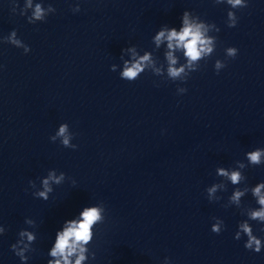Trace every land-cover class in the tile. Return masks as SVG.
Returning a JSON list of instances; mask_svg holds the SVG:
<instances>
[{
    "label": "clouds",
    "instance_id": "obj_1",
    "mask_svg": "<svg viewBox=\"0 0 264 264\" xmlns=\"http://www.w3.org/2000/svg\"><path fill=\"white\" fill-rule=\"evenodd\" d=\"M215 3H227L232 9L247 7L245 0H215ZM25 10L32 9L30 16H27L28 23L35 24L37 21L44 22L48 13H54L56 9L52 4H48L47 8L43 6V0L41 3H36L33 5V0H25L24 5ZM73 12H79V4H76L72 8ZM26 15V11L21 13ZM228 17V27H235L237 24L236 14L232 11L227 13ZM183 26L177 31L175 28L167 29L164 28L160 30L155 36V43L157 46L161 44L162 41H167L166 59L168 62L167 74L172 80L181 79L182 76H186V68L190 69L192 72L198 70L195 65L202 58L210 56L215 48L214 38L207 35L208 26L204 23H196L189 19L188 12L182 14ZM216 32L220 29L213 23L211 25ZM7 42L17 48H23L24 53L30 52L29 46L24 44L21 39L17 38V33L15 30L6 38ZM177 49H182L184 56L187 58V64L176 67L177 58L174 55V51ZM122 51H126L131 54V60L124 61L123 71L120 73V78L127 81H135L139 79L140 74L145 70L146 67L153 64L150 54L145 53L144 55H138L135 47H129ZM238 49L235 47L226 48V54L230 58H235L237 56ZM226 67L225 62L221 60H216L214 68L219 74V71ZM116 70V65H111V71ZM154 71L159 74L161 69L154 68ZM179 91L185 93L186 88H179ZM74 138V133L70 130L67 123H61L54 135L50 136L49 139L52 142L60 141L61 145L65 148H71L75 150L78 145L73 144L71 141ZM246 158L252 166H258L264 164V148H257L256 150L249 151L246 153ZM238 163V168L243 169L246 167L245 164L241 162ZM218 175L227 178L233 185H238L241 181L246 178L242 175L240 170H226L224 168L217 169ZM65 178V173L60 172L57 176L54 170H49L47 176L41 178V184L43 187L42 191L32 193L34 197L42 198L44 200L48 199L49 193L53 191L51 183L59 185ZM29 186L34 187L35 181L30 180ZM75 180L74 183L75 184ZM220 185H213L207 189V194L209 198H212L213 194L217 191ZM248 188L239 189L237 188L230 197V201L235 203L237 206L241 204V197H243ZM251 194L256 199V203L260 206L258 209H249L247 212L248 220L257 221L264 223V182L257 184L254 188L250 189ZM105 220V206L103 203L92 206H85L79 213V219H70L64 222V227L62 230L57 231L55 235L54 244L49 252L52 259L48 260L47 264H85L88 260L87 253L89 252L88 245L94 238V226L102 224ZM248 220H245L239 224V231L235 234V239H240V234L243 232L247 236V241L244 247L248 250H252L256 253H260L262 247H264V242L258 238L253 233V229L249 224ZM31 223V221H28ZM222 226H224L223 220L217 218L216 223L212 224L211 231L213 233L219 234L222 231ZM3 229H0L2 232ZM264 231V229H262ZM22 238L27 237L29 242L34 240V236L30 232L21 231L19 234ZM18 243H23L19 241ZM12 250L14 254L20 259L26 260L25 249L27 245L23 247H17V245H12ZM93 259L95 254L93 253Z\"/></svg>",
    "mask_w": 264,
    "mask_h": 264
}]
</instances>
